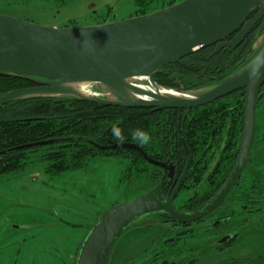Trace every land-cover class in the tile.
Returning <instances> with one entry per match:
<instances>
[{
	"label": "water",
	"instance_id": "obj_1",
	"mask_svg": "<svg viewBox=\"0 0 264 264\" xmlns=\"http://www.w3.org/2000/svg\"><path fill=\"white\" fill-rule=\"evenodd\" d=\"M256 7L258 10L249 18ZM263 16L264 0H180L149 13L89 25L45 26L0 14V74H13L35 83L0 92V107L27 97L68 95L103 105L190 110L235 90L245 91L237 158L229 176L211 198L197 210L179 211L172 202L182 179L169 197L157 182L147 191L100 212L78 246L73 264H106L117 237L138 218L164 213L172 221H195L209 214L229 194L241 176L253 143L256 98L264 82V32L256 55L247 64L200 91L160 95L128 79L145 76L148 84L159 87L153 80L156 71L208 46L215 45V50H219L235 43ZM231 34L232 38L226 41ZM69 82L99 83L115 99L82 95L63 85ZM127 89L149 98L130 97ZM55 141L31 142L12 149ZM93 144L99 149L133 148L149 163L167 169L169 174L172 170V163L150 158L134 143Z\"/></svg>",
	"mask_w": 264,
	"mask_h": 264
},
{
	"label": "rangeland",
	"instance_id": "obj_2",
	"mask_svg": "<svg viewBox=\"0 0 264 264\" xmlns=\"http://www.w3.org/2000/svg\"><path fill=\"white\" fill-rule=\"evenodd\" d=\"M134 8V0H0V14L45 26L89 25L106 15L109 19L122 20L133 14ZM261 39L262 34L254 48ZM128 80L148 85L146 80L136 77ZM84 90L90 95L98 92V97L115 99L113 93L99 83L87 82ZM255 120L256 143L251 147L242 179L236 186L235 200L229 207L221 205L213 217L206 220L229 215L236 219L248 218L254 215L247 214L248 210L257 205V221L261 224L257 231L246 232L256 218L252 216L244 227L233 228L239 238L232 249L219 255L212 250L213 240L223 232L202 222L184 231L165 223L162 217L145 215L117 237L106 264H188L187 260L194 256L197 259L193 264H220L218 261L225 256L231 261L226 260L224 264H264V198L257 204L252 200L256 195L264 197V142L261 140L264 99L257 108ZM222 147L223 143L210 152V163L200 182L182 185L174 201L176 207L192 201L206 188V177ZM38 154H33V162L23 169L0 175V264H73L78 246L97 215L151 184L148 176L140 182L127 180L123 158L96 156L82 169L49 175L43 170V163L36 160Z\"/></svg>",
	"mask_w": 264,
	"mask_h": 264
},
{
	"label": "trees",
	"instance_id": "obj_3",
	"mask_svg": "<svg viewBox=\"0 0 264 264\" xmlns=\"http://www.w3.org/2000/svg\"><path fill=\"white\" fill-rule=\"evenodd\" d=\"M177 1L180 0H134L135 8L130 17L149 13ZM257 9L258 7L251 11L249 18ZM113 20L106 15L94 23ZM70 25L77 24L65 26ZM263 32L264 16L235 43L225 45L219 50H215V45H211L186 55L156 71L153 80L160 86L187 92L211 87L240 69L256 55L257 51L253 46ZM232 36L233 34L225 40H230ZM33 84L24 77L0 74V92ZM244 96L245 91L241 88L190 110L103 105L68 95L14 100L0 107V175L23 169L33 162L31 156L39 152L36 160L43 163L42 168L49 175L82 169L90 159L104 156L126 160L124 174L127 180L135 179L140 182L148 176L152 181L149 187L151 188L156 181H160L158 179H164L165 171L145 160L136 149H99L93 144L120 143L112 132V125L115 124L122 129L126 137L125 142L138 145L150 158L172 163L180 169L184 168L189 160L191 169L201 168L191 183L194 185L200 180L201 174L206 172L212 149L223 143L218 161L206 177V188L192 198L190 208L193 209L199 207L219 189L235 163L241 139ZM258 98L264 99V92H261ZM136 129L148 132L152 137L151 142L141 146L135 141L132 133ZM228 129L230 132L226 135ZM49 139L57 141L41 146L12 149L18 145ZM261 140L263 143V136ZM255 143L256 136L252 148ZM196 159L199 162L196 163ZM152 171L155 174L151 175ZM185 184L188 183L184 182L182 185ZM174 189L170 185L162 186V193L169 196Z\"/></svg>",
	"mask_w": 264,
	"mask_h": 264
},
{
	"label": "flooded vegetation",
	"instance_id": "obj_4",
	"mask_svg": "<svg viewBox=\"0 0 264 264\" xmlns=\"http://www.w3.org/2000/svg\"><path fill=\"white\" fill-rule=\"evenodd\" d=\"M258 46L259 45H257V48H258ZM261 92L262 93L264 92V82L261 85V87L259 88V91H258V94H257V99H256L257 100L256 112H257V108H258L259 104L263 100L262 98H258V96L260 95ZM255 117H256V113H255ZM242 126H243V124H242ZM225 131H227V130H225ZM229 132L230 131L228 129V131L225 132L226 135H228ZM255 134H256V124H255V129H254V136H256ZM241 138H242V130H241ZM253 140H254V138H253ZM240 142H241V139H240ZM239 147H240V143H239V146H238V151H239ZM238 151H237V154H238ZM236 158H237V155H236ZM235 161H236V159H235ZM197 162H199L198 159H196V163ZM172 165L173 166H172V170L170 171V174H169V171L167 169H164V168L161 167L163 169V171H165V175H166L164 179L161 178V179H158L160 181H156V183L157 182H160L161 183V189H162V186H166L167 187L168 185L173 186L175 188L180 179H182L181 185L184 182H186L188 184L189 183H193L194 182V179L197 177V174H198V172L201 169V168L191 169L192 167L190 165V161L189 160L186 162L185 167L184 168H181V169L178 166H175L174 164H172ZM208 166H209V164H208ZM232 168H233V166H232ZM232 168H231V170H232ZM245 168H246V165H245L244 169ZM244 169H243V171H244ZM231 170L227 174V177L229 176ZM243 171L241 173L240 178L237 180V182L235 183V185L233 186V188L231 189V191L229 192V194L225 197V199L214 210H212L206 216H204V217H202V218H200L198 220H195V221L184 222V223L183 222L172 221L164 213L163 214H159L160 217H162L164 219V222L165 223H167V222L170 223L174 228H179L180 227L184 231L192 229V225L197 224L199 222L205 223L206 225H209L210 228H215L218 231L223 232L219 237H217L216 239L213 240L215 242V244L213 245V249L212 250L217 251V253L220 255V254L223 253V251L228 250V249H232L233 248V244L235 243V240L237 238H239L238 235H237L238 234V231H235L236 229H233V228H235V227L236 228L244 227V223L246 221H248L249 219L251 221L253 219L252 216H254L256 218L253 219L254 220L253 221V225H250V227H248V229H251V230H248L247 229L246 232H249V231H250V233L251 232H255L261 226V224L257 221V213H258V211H257V205H256V207L254 209L251 208V209L248 210V212L246 211L247 214L254 213V215L249 216L248 218L247 217H245V218L241 217V219H236V217H234V215L233 216H230L229 215L227 217H222L221 219L220 218H217V217H220V216H215L214 218H211L210 220H206V219L209 218L210 216L213 217V214H215L214 211L216 212V209H218L221 205H224V206H228L229 207L231 201H234L235 200V198H233V195H236V194H234V192L237 189L236 186L240 183V181L242 179ZM187 173H188V175H187ZM204 174H205V172H204ZM204 174L203 173L201 174L200 180L203 178V175ZM227 177H226V179H227ZM200 180L199 181H196L195 183L197 184L198 182H200ZM169 196H167V197H169ZM175 198H176V196H175ZM175 198L173 199V202L172 203H173V206L177 210L184 211V212H192V211L197 210L198 208L202 207L203 204L207 200H209L211 197H209L207 200H205L199 207H196V208H193V209L190 208L192 206V201H190V202H188L186 204H183L180 207H176L174 205ZM262 198H264V197L257 198V195H256V196H253V199L252 200H253L254 204H257V202H259V203L260 202H263L262 201ZM247 200L252 203L251 198H249ZM163 215H165L166 217H164ZM249 224H251V223H249ZM252 228H254V229H252ZM226 236H227L226 240L225 241H222L224 239V237H226ZM212 252L213 251H211V253ZM227 253H231V252H226L225 254H227ZM196 259L197 258L195 256L194 257H191L190 259L187 260V263L188 264H193L196 261ZM209 260L210 259L207 258L206 259V262H209ZM226 260H230L231 261V259H229V258H227V256H225V257H222L221 260L218 261V263L220 262V264H224ZM233 262H235V261H233Z\"/></svg>",
	"mask_w": 264,
	"mask_h": 264
},
{
	"label": "bare ground",
	"instance_id": "obj_5",
	"mask_svg": "<svg viewBox=\"0 0 264 264\" xmlns=\"http://www.w3.org/2000/svg\"><path fill=\"white\" fill-rule=\"evenodd\" d=\"M138 79H142V80H146L147 83H148V79L147 77L143 76V77H136ZM85 84L86 82H69V83H65L63 84L65 87H68L70 89H73L75 91H77L78 93L80 94H86L88 95V93L85 92ZM139 87L143 88V89H146L148 91H153L155 93H158L160 95H166V94H174L175 92L169 90V89H166L164 87H157L155 85H152V84H148V85H139ZM127 93L130 97H142V98H145V99H148L149 97L145 96V95H137L135 93H133V91L131 89H127ZM93 94V93H92Z\"/></svg>",
	"mask_w": 264,
	"mask_h": 264
},
{
	"label": "clouds",
	"instance_id": "obj_6",
	"mask_svg": "<svg viewBox=\"0 0 264 264\" xmlns=\"http://www.w3.org/2000/svg\"><path fill=\"white\" fill-rule=\"evenodd\" d=\"M112 132H113V135H114L115 139L118 142H120V143H124L125 142L126 137L124 136L122 129L117 127L115 124L112 125ZM132 137L141 146L149 144L151 142V140H152L151 135L148 132L143 131L141 129L134 130L133 133H132Z\"/></svg>",
	"mask_w": 264,
	"mask_h": 264
},
{
	"label": "built area",
	"instance_id": "obj_7",
	"mask_svg": "<svg viewBox=\"0 0 264 264\" xmlns=\"http://www.w3.org/2000/svg\"><path fill=\"white\" fill-rule=\"evenodd\" d=\"M95 94H96V95H99L100 93H98V92H95Z\"/></svg>",
	"mask_w": 264,
	"mask_h": 264
},
{
	"label": "crops",
	"instance_id": "obj_8",
	"mask_svg": "<svg viewBox=\"0 0 264 264\" xmlns=\"http://www.w3.org/2000/svg\"><path fill=\"white\" fill-rule=\"evenodd\" d=\"M130 17V16H129ZM114 20H116V19H114ZM93 24H94V22H93ZM96 24V23H95Z\"/></svg>",
	"mask_w": 264,
	"mask_h": 264
}]
</instances>
